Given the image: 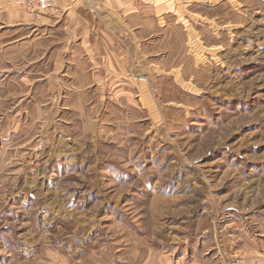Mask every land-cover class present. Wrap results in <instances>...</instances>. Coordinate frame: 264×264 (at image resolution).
<instances>
[{
	"label": "rangeland",
	"instance_id": "374dc122",
	"mask_svg": "<svg viewBox=\"0 0 264 264\" xmlns=\"http://www.w3.org/2000/svg\"><path fill=\"white\" fill-rule=\"evenodd\" d=\"M144 1L148 45L94 83L0 0V264H264V0Z\"/></svg>",
	"mask_w": 264,
	"mask_h": 264
},
{
	"label": "crops",
	"instance_id": "0c3cea01",
	"mask_svg": "<svg viewBox=\"0 0 264 264\" xmlns=\"http://www.w3.org/2000/svg\"><path fill=\"white\" fill-rule=\"evenodd\" d=\"M9 1L1 0L3 31L23 25L61 27L67 35L65 48L71 57L68 66L74 63L80 66L86 75L93 77L94 83H105L111 77L118 80V71H122L125 59L131 54L129 48L135 54L141 52L151 37V28L147 29L150 33L145 30L150 15L144 0H58V12L34 15L9 9ZM150 60L146 70L154 78L156 63Z\"/></svg>",
	"mask_w": 264,
	"mask_h": 264
},
{
	"label": "built area",
	"instance_id": "2783aa9c",
	"mask_svg": "<svg viewBox=\"0 0 264 264\" xmlns=\"http://www.w3.org/2000/svg\"><path fill=\"white\" fill-rule=\"evenodd\" d=\"M47 3H48V1H47V0H41V4H42V6H46V5H47Z\"/></svg>",
	"mask_w": 264,
	"mask_h": 264
}]
</instances>
